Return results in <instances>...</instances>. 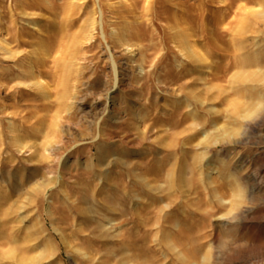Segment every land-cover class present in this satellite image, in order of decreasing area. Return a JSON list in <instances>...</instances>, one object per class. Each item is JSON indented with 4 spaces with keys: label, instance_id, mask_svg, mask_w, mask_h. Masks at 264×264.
<instances>
[{
    "label": "rangeland",
    "instance_id": "rangeland-1",
    "mask_svg": "<svg viewBox=\"0 0 264 264\" xmlns=\"http://www.w3.org/2000/svg\"><path fill=\"white\" fill-rule=\"evenodd\" d=\"M202 259L264 264V0H0V264Z\"/></svg>",
    "mask_w": 264,
    "mask_h": 264
},
{
    "label": "bare ground",
    "instance_id": "bare-ground-1",
    "mask_svg": "<svg viewBox=\"0 0 264 264\" xmlns=\"http://www.w3.org/2000/svg\"><path fill=\"white\" fill-rule=\"evenodd\" d=\"M147 1V0H146ZM149 1V0H148ZM40 30V28H39ZM42 31V30H40ZM41 35V39H44L45 38V34H42L40 33ZM43 36V37H42ZM190 37H191V33L189 32V30L185 31V33L180 36L176 42H178V49H180V52L183 53V56L186 57V58H189V59H192L194 58V62L197 64V66H202L203 64H208V57L205 56L203 54V52L197 50L195 48V44L193 42L190 41ZM43 49H46L47 51V46H44ZM48 52H44V57L46 59L47 57V54ZM49 57V56H48ZM32 59V58H31ZM39 60V55L36 54L33 58V60H31L30 64H29V69L27 70L28 73L31 74V72L37 68V62ZM45 62V61H44ZM40 65V64H39ZM179 66V64H178ZM209 68V65L207 66ZM39 68V67H38ZM210 71L209 69H207V72ZM39 72L41 73L40 69H39ZM36 74L35 73H32V76H35ZM37 76V75H36ZM37 83L40 85V86H43L42 83H41V80H40V77L37 76ZM44 88V87H43ZM43 95V94H42ZM140 96V95H139ZM44 97H45V100L48 98V91H45L44 92ZM139 97L136 98V100H138ZM47 101V100H46ZM177 107H181L182 106V102H177L175 104ZM234 157L232 156V154H226L225 156L223 157H219L217 159H215L213 162H210L211 164V167H214L218 164H227L228 162H233L235 160H233ZM126 163V162H125ZM161 164H160V161L157 162V168L160 167ZM236 168V167H235ZM236 172H230V176L231 177H234ZM23 177V176H22ZM150 179V171L149 172H146L144 174V176H142V180L143 181H147ZM29 180H28V177L24 176V178H21V179H16L14 182H13V186H19V185H24L25 183H27ZM149 184V183H148ZM150 186V185H149ZM28 189V188H27ZM26 189V190H27ZM15 192L17 193L15 197H20L23 193H24V190H22V188H19L17 190H15ZM30 195V193H29ZM31 196H32V193H31ZM140 197V196H139ZM224 227L225 229L227 228V225H230L229 222H224ZM227 230V229H226ZM230 230V229H229ZM228 230V232H229ZM232 231V230H231ZM227 232V231H226ZM229 241V240H228ZM225 242V240H224ZM230 242V241H229ZM223 245V244H222ZM244 247V246H243ZM132 255V250H131V247L130 248H127L124 250L123 252V255H122V259L124 261H129L128 260V257Z\"/></svg>",
    "mask_w": 264,
    "mask_h": 264
},
{
    "label": "clouds",
    "instance_id": "clouds-1",
    "mask_svg": "<svg viewBox=\"0 0 264 264\" xmlns=\"http://www.w3.org/2000/svg\"><path fill=\"white\" fill-rule=\"evenodd\" d=\"M205 251L207 252V249ZM202 264H208V260L207 259H202Z\"/></svg>",
    "mask_w": 264,
    "mask_h": 264
}]
</instances>
